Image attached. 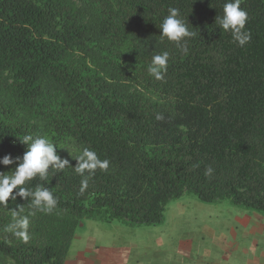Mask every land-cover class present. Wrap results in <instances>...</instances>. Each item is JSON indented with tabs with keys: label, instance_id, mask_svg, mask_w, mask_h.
<instances>
[{
	"label": "trees",
	"instance_id": "trees-1",
	"mask_svg": "<svg viewBox=\"0 0 264 264\" xmlns=\"http://www.w3.org/2000/svg\"><path fill=\"white\" fill-rule=\"evenodd\" d=\"M225 2L0 0V158L22 157L30 134L50 138L73 168L84 147L110 161L83 193L71 167L31 181L58 204L30 217L27 243L5 231L10 209L27 202L0 206V264H65L82 221L156 226L186 192L264 217V0L241 2L243 47L215 23ZM169 8L197 33L187 53L161 37ZM164 51L157 81L147 68Z\"/></svg>",
	"mask_w": 264,
	"mask_h": 264
},
{
	"label": "rangeland",
	"instance_id": "rangeland-1",
	"mask_svg": "<svg viewBox=\"0 0 264 264\" xmlns=\"http://www.w3.org/2000/svg\"><path fill=\"white\" fill-rule=\"evenodd\" d=\"M264 264V217L186 192L156 226L84 220L65 264Z\"/></svg>",
	"mask_w": 264,
	"mask_h": 264
},
{
	"label": "clouds",
	"instance_id": "clouds-1",
	"mask_svg": "<svg viewBox=\"0 0 264 264\" xmlns=\"http://www.w3.org/2000/svg\"><path fill=\"white\" fill-rule=\"evenodd\" d=\"M241 2L242 0H226L223 15L217 16L215 23L223 30L230 31L233 40L243 47L251 40V35L245 30L249 17L248 12L241 8ZM188 24L181 18L178 8H169L168 15L160 24L161 37L175 42L181 52L187 53L188 40L197 35L195 31L189 29ZM169 58L168 51L152 57L147 71L157 81L164 80ZM155 118L162 120L163 116L157 114ZM20 143L27 146L22 157L14 158L7 154L0 158V165L5 167L16 165L12 171L0 172V206L6 208L9 200L16 201L18 197L27 202V207L24 203L16 204L15 208L10 209L12 222L5 228L6 232L27 243L30 240V217L37 212L50 214L58 204V199L48 187L37 184L33 189L30 182L37 177L40 181H45L50 168L63 171L71 166L68 159L57 154L56 149L60 147L47 136L25 135ZM68 149L76 150V146L74 143L66 142L64 150L68 152ZM75 160L76 166L71 168L82 177L80 182L82 193L88 188L89 180L97 169L107 171L110 166L108 159L101 160L95 151L87 147L78 150ZM213 172L214 169L209 166L205 169L204 175L211 178Z\"/></svg>",
	"mask_w": 264,
	"mask_h": 264
},
{
	"label": "crops",
	"instance_id": "crops-1",
	"mask_svg": "<svg viewBox=\"0 0 264 264\" xmlns=\"http://www.w3.org/2000/svg\"><path fill=\"white\" fill-rule=\"evenodd\" d=\"M246 262H247V260H245V263L244 264H247Z\"/></svg>",
	"mask_w": 264,
	"mask_h": 264
}]
</instances>
